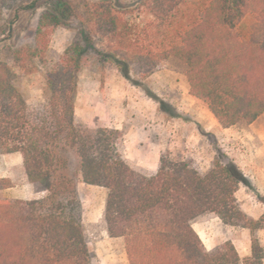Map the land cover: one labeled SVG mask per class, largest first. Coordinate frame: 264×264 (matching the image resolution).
<instances>
[{"label": "trees", "instance_id": "trees-1", "mask_svg": "<svg viewBox=\"0 0 264 264\" xmlns=\"http://www.w3.org/2000/svg\"><path fill=\"white\" fill-rule=\"evenodd\" d=\"M32 47L3 45L19 68L0 56V153L18 152L27 180L44 197L0 196V264H91L81 223V197L65 168L77 159L81 181L105 189L102 219L110 237H122L129 264H263L254 231L264 212L249 218L235 193L249 180L232 161L201 171L191 159L161 153L154 171L131 167L122 133L93 131L74 121L78 74L89 59L112 63L130 83L174 57L186 67L188 93L203 101L222 127L251 123L264 113V0H46ZM0 0V34L8 29ZM144 21L136 20L140 12ZM77 24L72 41L44 72V102L30 108L19 87L27 63L42 60L50 32ZM63 153V154H62ZM10 186L0 180V190ZM212 213L249 229L251 253L240 258L225 241L207 250L192 227Z\"/></svg>", "mask_w": 264, "mask_h": 264}, {"label": "rangeland", "instance_id": "rangeland-1", "mask_svg": "<svg viewBox=\"0 0 264 264\" xmlns=\"http://www.w3.org/2000/svg\"><path fill=\"white\" fill-rule=\"evenodd\" d=\"M120 1L135 5L140 0ZM200 1L195 0L197 6ZM46 6V0H4L2 15L8 29L0 34V56L17 73L19 68L3 45L32 47L38 17ZM147 18L141 11L136 20ZM76 30L74 21L69 27L53 29L42 60L33 59L27 63V73L21 75L18 82L30 108L44 102V72L58 60ZM185 70L182 61L168 57L147 76L131 73L155 95L156 99H153L140 86L125 79L112 63L101 64L89 59L77 78L75 124L93 131L97 127H114L113 123L119 120L122 124L119 129L122 133L121 153L131 167L142 171H154L164 152L172 159L193 160L201 171L210 168L215 160L232 161L243 173L249 164H263L261 146L247 136L251 132L248 123L222 127L206 104L188 93ZM64 157L65 168L60 171L73 178L81 197V223L91 255L90 263L129 264L123 238L110 237L102 219L105 189L81 181L78 162L71 150H67ZM247 173L244 175L250 187L240 185L235 197L249 218L258 219L264 212V178L259 184L250 178V172ZM46 194L45 190L32 184L26 199L41 198ZM192 225L199 228L207 250L230 241L240 258L251 253V233L247 228L225 224L212 213L198 216ZM254 235L262 247L264 264V228L255 230Z\"/></svg>", "mask_w": 264, "mask_h": 264}, {"label": "crops", "instance_id": "crops-1", "mask_svg": "<svg viewBox=\"0 0 264 264\" xmlns=\"http://www.w3.org/2000/svg\"><path fill=\"white\" fill-rule=\"evenodd\" d=\"M76 105V99L74 106ZM264 113L256 118L251 123H248V126L251 132L248 133V138H253L258 145L261 146L264 153V119H262ZM114 128H122V124L119 120H116L113 123ZM243 169V167H241ZM245 168V167H244ZM246 172L244 174L247 176V172H250V178L256 179V181L261 184L264 178V162L263 164H249L246 166ZM8 180L10 186L0 190V196L10 198V199H26L30 195V183L27 180V177L24 172L22 157L18 152L1 154L0 153V180ZM251 180V179H250ZM242 210V209H241ZM193 229L196 231L198 236L201 239V233L199 228H195L192 225Z\"/></svg>", "mask_w": 264, "mask_h": 264}]
</instances>
